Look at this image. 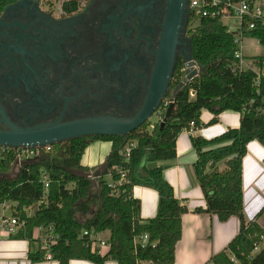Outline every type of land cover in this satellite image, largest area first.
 Returning a JSON list of instances; mask_svg holds the SVG:
<instances>
[{"label": "trees", "instance_id": "obj_1", "mask_svg": "<svg viewBox=\"0 0 264 264\" xmlns=\"http://www.w3.org/2000/svg\"><path fill=\"white\" fill-rule=\"evenodd\" d=\"M15 1L0 0V8ZM188 27L192 54L201 72L178 97L164 126L157 123L151 129L152 125H145L125 137L94 136L59 143L25 163L17 177L0 179V203L16 205L13 215L27 220L25 231L10 238L26 239L32 249L38 243L29 253L32 262L46 261L49 253L59 264L71 260L175 264L182 216L188 208L176 199L174 189L164 178L166 166L159 164L176 158V142L184 130L192 132L214 125L223 112L234 111L240 114L239 128H230L211 140L191 136L198 156L194 171L206 200V209L195 212L216 215L222 222L232 216L240 220L239 234L225 251L212 257V264H264V227L258 223L264 209L248 223L243 191V160L248 144L258 141L264 146V77L257 85L256 73L239 70L235 37L219 16L191 12ZM247 37L258 40L264 48V24L258 22L255 29L245 33ZM254 62L264 71V55L255 57ZM203 110L213 114L207 124L201 121ZM98 141L112 143L104 164L84 166L87 148ZM13 162L12 155L0 156V173H8ZM221 163L225 164L223 170L219 169ZM42 172L51 181L46 198ZM135 186L159 194L157 214L146 222L141 218V202L133 196ZM41 201L34 217L27 218L23 209ZM78 214L85 220H79ZM38 227H53L58 236L48 249L33 239ZM106 231L111 234L109 251L102 255L94 249L91 235ZM144 235L149 237L146 244L140 241Z\"/></svg>", "mask_w": 264, "mask_h": 264}, {"label": "flooded vegetation", "instance_id": "obj_2", "mask_svg": "<svg viewBox=\"0 0 264 264\" xmlns=\"http://www.w3.org/2000/svg\"><path fill=\"white\" fill-rule=\"evenodd\" d=\"M169 2L17 0L0 8V131L133 119L156 101L134 132L164 126L189 85L181 86L192 41L184 19L169 22Z\"/></svg>", "mask_w": 264, "mask_h": 264}, {"label": "crops", "instance_id": "obj_3", "mask_svg": "<svg viewBox=\"0 0 264 264\" xmlns=\"http://www.w3.org/2000/svg\"><path fill=\"white\" fill-rule=\"evenodd\" d=\"M212 118L213 114L208 110L202 111V123L207 124ZM239 127L240 114L234 111H225L219 116L218 123L214 125L205 126L194 132L184 130L176 142V158L159 164L166 166L164 178L174 189L176 199L188 208V212L182 216V238L176 246L175 264H212V257L225 251L239 234L240 220L236 216L222 222L216 215L195 212L197 209H206V200L195 175L194 164L198 156L191 142V136L211 140L222 135L230 128ZM111 148L112 143L110 142L98 141L91 144L83 156L82 164L91 168L103 165ZM247 150V155L243 160V191L244 216L249 223L254 221L256 216L264 209V146L258 141H252L248 144ZM92 155L98 157V162L84 163L86 157L89 160L93 159ZM219 169H225V164H219ZM12 171L13 166L8 173H0V179L3 177L10 179L17 177L18 170L15 169L14 174ZM12 174L13 177H10ZM133 196L141 202L142 221L146 222L156 216L159 204V194L156 190L135 186ZM42 203L28 207L25 211L26 217L27 215L29 216L27 218L34 217ZM13 206L16 205L6 203V207L4 209L0 208V210H3L5 215L4 212L10 209L13 216ZM77 217L79 220H85V217L81 214H78ZM258 223L264 227V213L259 218ZM25 229L19 232H24ZM50 234L47 228L38 227L33 231V239L39 241L43 249H48L52 245L47 240ZM10 235L7 231L0 232V264H59L58 261L53 259L32 262L29 259V253L38 247V243H35L32 249L28 240L12 239ZM94 236L96 241L93 246L99 247L100 242H105L107 245L98 249L101 250L100 254L102 255L107 253L109 251L110 232L106 231ZM69 264L94 263L85 260H71ZM104 264H117V262L107 261Z\"/></svg>", "mask_w": 264, "mask_h": 264}, {"label": "water", "instance_id": "obj_4", "mask_svg": "<svg viewBox=\"0 0 264 264\" xmlns=\"http://www.w3.org/2000/svg\"><path fill=\"white\" fill-rule=\"evenodd\" d=\"M189 0H170L168 20L174 25H181L183 19L188 24L191 11ZM186 70L181 84L182 87L190 84L192 80L199 76L201 68L196 64L190 46V54L186 59ZM166 84V83H165ZM165 90V85L161 94ZM194 94L193 92L191 93ZM157 106V101L149 109L133 119L101 117L71 123H52L37 126L34 128H19L11 125L10 131H0V147L33 148L54 146L80 137L94 136H122L131 134L142 126L146 119L153 113V107ZM174 104L172 103L167 111L166 119L171 116Z\"/></svg>", "mask_w": 264, "mask_h": 264}, {"label": "built area", "instance_id": "obj_5", "mask_svg": "<svg viewBox=\"0 0 264 264\" xmlns=\"http://www.w3.org/2000/svg\"><path fill=\"white\" fill-rule=\"evenodd\" d=\"M189 4L190 11L195 12L197 15L202 13L204 16H219L222 22L224 19L234 18L238 22L239 26L235 32L229 26H227L228 32L233 34L235 37V45L237 47L235 56L238 59V67L241 72L252 71L256 73V84L259 85L260 79L264 77V71H261L256 66L254 59L251 61L245 57L243 41L245 39V33L255 29L258 22H262L264 24L263 0H259L256 2H248L247 0H242L238 3L232 2L231 0H189ZM192 96H194V94ZM167 106L168 102L164 105V108H166ZM191 128H194V123H191ZM192 132H194V130H192ZM51 147L52 146L33 148L23 147L17 149H12L9 147H0V156L6 154L12 155L14 157V162L12 166L16 167L19 172L25 163L31 162L46 154L51 150ZM129 153L130 148L127 149V155H129ZM42 182L45 187L44 195L46 198V194L51 182L50 177L46 172H42ZM40 203H42V201ZM5 207L6 203H0V208L4 209ZM26 209L27 208L23 209L24 213ZM27 217L29 216L27 215ZM26 225L27 220L23 219L20 215H13L9 218L5 215H2L0 217V232L7 231L11 235L18 234L20 230L26 228ZM48 230L51 234L47 237V240L49 243L53 244L57 241L58 236L55 234L53 227H49ZM88 234V232H84V235ZM148 239V235L140 237V241L143 244H146ZM91 240L94 242L96 241L94 235H91ZM99 244V247L96 245L93 247L95 250L101 253V250H99L98 248L101 249V246L104 247L107 244L105 242H100ZM47 259H52L49 253L47 254Z\"/></svg>", "mask_w": 264, "mask_h": 264}, {"label": "rangeland", "instance_id": "obj_6", "mask_svg": "<svg viewBox=\"0 0 264 264\" xmlns=\"http://www.w3.org/2000/svg\"><path fill=\"white\" fill-rule=\"evenodd\" d=\"M263 3H264V0H263ZM223 23H224V25L229 26L234 32L237 30V28L239 26L238 22L234 18L233 19L232 18L224 19ZM243 46H244V55L248 60L252 61L255 57H259V56L264 55V48L260 45L259 41L254 39V38H250V37L245 38L243 41ZM92 157H94V158L91 160H89V158L86 157L84 159V163H88V162H91V163L95 162L96 163V162H98L99 159L96 155H94V156L92 155ZM15 169H16V167H13V171H12L13 174L16 172ZM13 174L10 177H13ZM4 213L7 217L12 216L10 209L6 210ZM2 215H4L3 210H0V217Z\"/></svg>", "mask_w": 264, "mask_h": 264}]
</instances>
